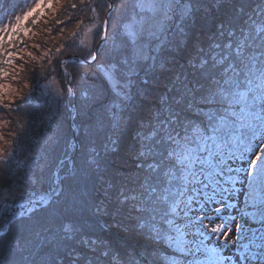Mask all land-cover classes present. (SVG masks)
<instances>
[{"label":"snow or ice","instance_id":"1","mask_svg":"<svg viewBox=\"0 0 264 264\" xmlns=\"http://www.w3.org/2000/svg\"><path fill=\"white\" fill-rule=\"evenodd\" d=\"M124 7L130 12L117 22L108 58L97 65L112 98L105 103L104 89H85L80 106L70 109V132L54 122L48 135L33 141L34 147L15 133L14 144L0 136V180L11 182L4 189L5 199L20 194L14 191V185L20 187L15 178L34 186L27 205L5 202L0 207V237L6 238L15 222L37 205L54 201L58 207L53 218L63 209L73 214L61 224L60 251L53 264H264V0L255 8L231 5V12L214 20L211 35L205 33L192 43L187 63L160 82L164 91L155 96L149 85L157 69H166L163 54L187 47L197 11L227 6L220 0H131ZM115 8L109 2L106 10ZM33 10L15 17L11 33L27 34L21 25ZM0 31L9 32V26ZM102 39H109L107 27ZM90 55L95 61L99 52ZM141 72L144 77L138 81ZM67 95H76L71 86ZM57 96L64 92L58 90ZM137 98L140 102L134 103ZM131 111L137 113L134 121ZM48 119L53 121L52 113ZM133 122L135 143L129 154L136 170L124 174L108 165L107 155L102 163L101 149L105 154L117 151L121 134ZM102 133L108 134L102 138ZM237 161L246 162V167H233ZM81 172L94 182L93 191L103 192L98 202L92 196L83 199L75 179ZM241 172H246L241 180L242 222L210 247L197 239L207 236L201 229L208 227L204 221L209 217L191 215L193 204L201 213L212 201L236 208L226 202L241 191L236 187ZM45 182L50 190L43 188ZM104 217H111V223H100ZM249 221L259 227H247ZM113 228L142 237L144 244L138 248L127 237L123 242L107 238ZM220 231L219 226L210 229L212 234ZM30 243L17 239L15 247L23 251ZM232 248L234 255L224 254Z\"/></svg>","mask_w":264,"mask_h":264},{"label":"trees","instance_id":"2","mask_svg":"<svg viewBox=\"0 0 264 264\" xmlns=\"http://www.w3.org/2000/svg\"><path fill=\"white\" fill-rule=\"evenodd\" d=\"M16 0H0V5H12L15 4ZM111 2L116 5V8L112 10L109 14V26L108 33L114 35V32L117 27V22L121 19L123 15H127L130 12V7L126 9L124 5L131 4V0H65L62 6H60L52 18L48 21L46 26H44L40 33L36 34L34 50L41 57L42 52L53 51V56L50 55L47 57L45 62H40L39 64L32 65L30 62L25 60V64L31 66L29 69L20 70V75L23 80H28L29 83L34 85L32 88L31 94L27 91L22 94L21 98L11 104H5L0 101V113H3L7 116L8 131L6 132L9 138L10 143L14 144L15 137L12 135L15 133L21 140H24L27 145L30 144V141L33 138V134H36V128H42V133L45 130H49L53 127V123L61 124L66 131L71 130V121L68 115V111L71 108L73 97L67 95V82L72 81V86L75 89V104L77 107L82 103V92L85 89H96L101 88L105 90V96L103 100L107 103L112 98V93L109 83L104 79L103 75L97 71V65L102 61L106 60V52L110 49L106 45V42L100 43V50L98 58L90 63L80 61L76 59L73 54L79 52L80 55L84 58H91L90 53H94V49L99 43L103 31H104V21L107 14V4ZM210 0H205L207 4ZM227 7L221 9L218 7H208L207 10L200 9L197 11L195 17L193 18V27L190 30L189 37L187 40V47H182L180 49H173V55L168 57L165 52L163 55L167 57V66L165 70L157 69L155 76L153 77L154 83L149 85L150 93L155 96L158 92H163L162 81H165L167 77L172 75L174 70H178L181 65H185L188 59V53L191 48V45L198 38H204V34L208 33V29L212 27L214 20L217 18L223 19L225 12H231V5H250L251 8H255L256 3L259 0H220ZM72 5H76L72 7ZM93 8L97 10L93 12ZM250 11V9H246ZM100 14L99 17V27L97 31L95 30L93 34V45L87 49L86 46L82 45V48L74 44L73 37L79 32V28L85 22L91 20L94 15ZM37 22L33 24V28H37ZM108 36V37H109ZM112 37V36H111ZM24 38V37H23ZM119 40V37H117ZM16 43V41L14 42ZM64 43V44H62ZM62 44V45H61ZM14 46V45H13ZM43 46L44 50L40 51V47ZM59 49V51H58ZM77 49V50H76ZM68 51L71 52L68 54ZM66 56L67 59L66 65L72 66L75 70L72 71V74L68 71H64L61 67L63 63V56ZM53 60L51 63L50 61ZM171 64L176 66L169 68ZM48 65H52L55 69V72L60 79L64 96L60 102L59 111L53 117V121H50L45 117L44 112L46 111V106L40 102V96L38 93V88L40 83L46 81L50 78L52 69ZM48 68V69H46ZM50 70V71H49ZM27 77V79L25 78ZM144 77V73H140V77L137 78L138 81L140 78ZM40 82V83H39ZM140 100L134 101V103H139ZM37 106V110L34 107ZM131 116L133 121L135 120L137 113L131 111ZM135 123L133 122L129 125L120 136L118 150L115 152H110L105 154L101 149V159L103 163V157L107 155V162L110 167L113 169H119L122 173L127 174V171L133 173L134 164L130 163L135 161L133 156L130 155V150L135 143ZM38 133V132H37ZM108 133H102V138ZM62 149V146H61ZM61 149H57L56 155L60 154ZM75 163H80L79 152H76ZM232 163V162H230ZM246 167V162L237 161L233 164V167L236 166ZM135 172V171H134ZM128 173V174H130ZM65 173L62 172V175ZM231 175H237L236 173H231ZM246 176V172H241L237 177L236 187L240 188L241 191L236 194L235 198L227 201L226 203H235L236 208H227L221 207V204L212 201L206 202L204 207V213L200 212V206L198 204H193V211L191 215H203L206 214L209 219L204 221V224L207 225V228H202V231L207 232L206 237H197V239H204L205 244L208 246H214L222 242L224 233L229 228L235 229L236 223L242 222L240 219L239 210L244 206V191L242 188L241 180ZM16 179V184L20 185L21 191H31L33 190L32 185L26 184L24 178L18 177ZM80 183L81 192L84 194L83 199L89 200L90 196L96 197L97 202L100 198L103 197V192L93 191V181L90 178H85L84 173H80L76 178ZM9 182L0 180V196L1 191L4 185H8ZM231 185H229L230 187ZM18 189L15 185L13 186ZM38 187V186H36ZM45 190L49 189V184L45 182L43 184ZM95 188L99 189L100 184L95 183ZM219 198H217L218 200ZM5 201L0 199V207H2ZM58 206L54 201H50L48 205L43 207L37 205L33 213H27L24 217L19 218L15 222V226L12 228V231L7 235V237H0V259L3 258L5 263L1 264H53V261L57 258V253L60 251L58 244L60 243V238L62 236L61 224L65 222L66 217L72 216L71 209H63L62 212L58 211L55 213L53 218V211ZM220 208L219 212H216L215 209ZM248 211H253L250 207ZM48 217L47 222H44V218ZM234 218V219H230ZM107 220L111 223V217H104L100 220V223H104ZM183 221L178 220V223ZM199 227V224H197ZM219 226L221 231L220 233L212 234L210 229L212 227ZM249 228L259 227L257 224L251 226L250 221L246 225ZM39 233V235H37ZM107 238H117L121 239L127 237L128 243L135 247H141L144 244V239L142 237L130 236L127 233H122L120 229L113 228L107 234ZM28 239L31 241L30 244L26 246L23 251L17 250L15 247V242L17 239ZM192 238V237H189ZM232 235L230 234L228 239H231ZM231 247V246H229ZM161 250L167 251L165 246L161 245ZM225 255H234L235 248H232L231 251L224 249ZM16 254L17 256H13ZM10 261V262H9Z\"/></svg>","mask_w":264,"mask_h":264},{"label":"rangeland","instance_id":"3","mask_svg":"<svg viewBox=\"0 0 264 264\" xmlns=\"http://www.w3.org/2000/svg\"><path fill=\"white\" fill-rule=\"evenodd\" d=\"M65 0H16L15 4L12 5H0V29L4 28L6 25L9 26V32H3L0 31V37L3 38V43H0V85H3V88H0V101L5 104H11L12 102L17 101L18 99L21 98L22 94L25 92H29L31 94L32 88L34 85L28 82V80H23L21 75H20V70L22 69H29L31 66L25 64V60L27 62H30L32 65L34 64H39L40 62H45L47 60V57L50 55V57L53 56V51H46L42 52L41 57L38 56V54L34 50V45H35V37L36 34L40 33L42 28L46 26L48 21L52 18L56 10L63 5ZM39 5V7H37ZM29 8L34 9L32 12V15L29 16V18L26 21L22 22V28L28 29L27 34H25L23 31L17 32V33H11V25L14 24L15 17L17 15H22L24 12H26ZM97 9L95 8V11ZM99 17L100 14L94 15L93 18L84 24L79 28V32L77 35L72 38L74 41V44L76 43L77 49L78 47L82 48V45L86 46L87 49H89L93 45V34L95 30L97 31L100 23H99ZM106 20V17H105ZM37 22V28H33V24ZM105 22V21H104ZM109 26V24H108ZM104 30H105V23H104ZM104 33V31H103ZM9 34L13 36L11 40H9ZM107 35L109 36L110 34L108 33L107 29ZM103 36V34H102ZM113 37V35H111ZM109 36L108 41L106 42V45L110 48L112 46V37ZM24 37V38H23ZM119 37V36H117ZM118 40V39H117ZM16 41V43H14ZM105 42L102 40V37L97 44V46L94 49L95 50L98 48V52L100 50V43ZM64 44V43H62ZM61 44V45H62ZM14 45V46H13ZM40 47V46H39ZM76 49V50H77ZM40 51L44 50L43 46L40 47ZM173 49H170L167 51V56L170 57L173 54ZM71 53L68 51V54ZM76 59H79L80 61L87 62L86 60H92L91 58H84L82 55L79 54V52H75L73 56ZM63 63L61 67L64 69V71H68V74L71 73L72 71L75 70L74 67L66 65V59L67 57L64 55L63 56ZM11 60V63H6V61ZM53 60L50 61V63ZM93 62V61H92ZM90 63V62H87ZM176 65L171 64L169 68H172ZM50 67V70L52 69V73L50 74V78L46 81L39 82L40 86L38 88V93L41 95L40 96V102L46 106V111L44 112V115L46 118H48L49 114L52 113L53 117L56 115L57 111H59L60 108V102L62 97L57 96V91L62 90V85L60 82V79L58 78L55 69L52 65H48ZM48 69V68H46ZM49 70V71H50ZM6 73V74H5ZM27 79V77H25ZM72 81L69 80L67 82L68 87H72L74 92L75 89L72 86ZM73 102L71 105H74L75 102V96L73 97ZM76 105V104H75ZM70 108V109H71ZM35 110H37V106L34 107ZM70 109L68 111V115L70 118ZM7 116L3 113H0V136L4 137V140L9 141V138L6 134L8 131V125L7 123ZM71 123H73L72 118H70ZM38 132V133H37ZM36 134H33V138L30 141V146H35L33 144V141L41 139V137L48 135L49 130H45V132L42 133V128H36L35 131ZM10 142V141H9ZM0 146H3V141H0ZM130 163H133L134 170L131 172H134L136 170V161H132ZM127 174L130 173V171L126 172ZM8 186V185H7ZM6 185L3 186L2 191H1V196L0 199L2 198L6 203L12 204L14 201L16 202V198L19 195H16L15 200L12 199L10 195H8V198L5 199V196L7 195L5 193V188L7 187ZM14 191H17L18 193H28L21 191L20 188L16 189L14 187ZM27 205V202L24 203ZM20 211L19 208H15ZM14 209V210H15ZM1 218V217H0ZM251 226L254 224V222L250 221ZM2 256V253L0 254ZM13 256H17L16 254H13ZM19 257V256H17ZM4 258V257H3ZM1 258L0 259V264L5 263V260ZM10 262V261H9ZM9 264V263H8Z\"/></svg>","mask_w":264,"mask_h":264},{"label":"water","instance_id":"4","mask_svg":"<svg viewBox=\"0 0 264 264\" xmlns=\"http://www.w3.org/2000/svg\"><path fill=\"white\" fill-rule=\"evenodd\" d=\"M109 14H110V12L109 11H107V14H106V20L105 21H107L108 22V19H109ZM108 24H109V22H108ZM108 24H107V26L105 25V27H107V29H108ZM103 40V39H102ZM98 51V48L95 50V53ZM87 62H92L93 60H86ZM74 105H75V102H74ZM70 118H72V113L70 112ZM75 154H76V152L75 153H73V155L75 156ZM30 193L31 192H28V193H22V194H19L18 196H17V198L16 199H18V198H25V197H29L30 196ZM12 204H15V201L12 203Z\"/></svg>","mask_w":264,"mask_h":264},{"label":"bare ground","instance_id":"5","mask_svg":"<svg viewBox=\"0 0 264 264\" xmlns=\"http://www.w3.org/2000/svg\"><path fill=\"white\" fill-rule=\"evenodd\" d=\"M28 199H29V197H25V198H18L17 200H16V202H15V204L16 205H18V204H24L25 202H27L28 201ZM15 211H19V210H17V209H15ZM0 220H2V217L0 218Z\"/></svg>","mask_w":264,"mask_h":264}]
</instances>
